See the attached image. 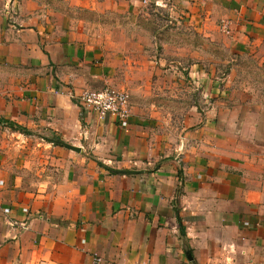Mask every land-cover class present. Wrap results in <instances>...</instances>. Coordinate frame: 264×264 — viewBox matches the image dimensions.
<instances>
[{"label":"crops","instance_id":"crops-1","mask_svg":"<svg viewBox=\"0 0 264 264\" xmlns=\"http://www.w3.org/2000/svg\"><path fill=\"white\" fill-rule=\"evenodd\" d=\"M0 119V264H264V0H0Z\"/></svg>","mask_w":264,"mask_h":264},{"label":"built area","instance_id":"built-area-1","mask_svg":"<svg viewBox=\"0 0 264 264\" xmlns=\"http://www.w3.org/2000/svg\"><path fill=\"white\" fill-rule=\"evenodd\" d=\"M230 24L229 21L222 22L221 29L224 33L230 32ZM78 101L89 114L100 120L114 116L123 121L131 115V95L125 89L106 86L98 90H88L78 97ZM96 262L100 263L101 259L96 258Z\"/></svg>","mask_w":264,"mask_h":264},{"label":"rangeland","instance_id":"rangeland-1","mask_svg":"<svg viewBox=\"0 0 264 264\" xmlns=\"http://www.w3.org/2000/svg\"><path fill=\"white\" fill-rule=\"evenodd\" d=\"M152 12L158 16L153 17L155 20L152 17L148 18V20H144L143 21L144 27H161L162 24H164V27H170V16L169 17L164 16L163 13H161L160 11L157 10V8H154ZM95 19L98 22H102V23L105 22L106 24H108V26H111V27L114 26V24H119L122 27L123 26L124 27H133V21L132 20L125 18V17H122V16H116L113 14L108 15L104 19L103 18L102 19L95 18ZM166 52H167V55L169 56L170 55V48H168L165 51L164 47L160 46V44L155 49V53L158 57L160 55L161 56L165 55ZM151 66H152V64L142 62V64H140L138 71L134 65L130 66L131 71H133V72L136 71L134 76H136L135 79H137V80L127 81L128 86L131 87L134 84L135 88L141 92H143V90L147 89L150 86V84H152V80H150L147 76V74H148L147 70ZM153 66L156 68L157 71L158 70H160V71L168 70V72H170V61L165 62V61L159 60L158 63L153 65ZM123 82H125V80H123ZM128 91H129V93L131 92L130 89H128ZM130 95H131V93H130ZM131 97H132V95H131ZM164 103L170 107V99L167 100L166 98H164ZM165 160H168V159L161 160V162L162 161L164 162Z\"/></svg>","mask_w":264,"mask_h":264},{"label":"water","instance_id":"water-1","mask_svg":"<svg viewBox=\"0 0 264 264\" xmlns=\"http://www.w3.org/2000/svg\"><path fill=\"white\" fill-rule=\"evenodd\" d=\"M67 148L71 149V150H74L76 152H81L80 149L76 148V147H73L71 145H68V144H64ZM120 172V171H119ZM121 173H124V174H127V175H139V174H143L144 171L142 170H128V171H121Z\"/></svg>","mask_w":264,"mask_h":264},{"label":"trees","instance_id":"trees-1","mask_svg":"<svg viewBox=\"0 0 264 264\" xmlns=\"http://www.w3.org/2000/svg\"><path fill=\"white\" fill-rule=\"evenodd\" d=\"M0 124H8L10 128H15V127H13V125L11 123H9L7 121H4L3 119H0ZM16 130L20 131V132H23V133H26V134L28 133L26 130H24V129L20 128V127H17ZM110 171H112V170H110ZM182 232H184L183 229H182ZM184 234H185V232H184Z\"/></svg>","mask_w":264,"mask_h":264}]
</instances>
